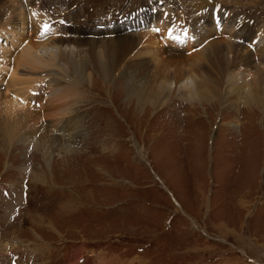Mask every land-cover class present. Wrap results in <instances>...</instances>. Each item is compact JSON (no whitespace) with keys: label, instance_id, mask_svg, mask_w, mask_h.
I'll list each match as a JSON object with an SVG mask.
<instances>
[{"label":"rangeland","instance_id":"374dc122","mask_svg":"<svg viewBox=\"0 0 264 264\" xmlns=\"http://www.w3.org/2000/svg\"><path fill=\"white\" fill-rule=\"evenodd\" d=\"M64 1L60 12L24 1L22 40L65 38L34 55L54 72L43 93H64L69 105L49 132L42 118L32 124L33 137L10 134L0 115V264H264V101L237 95L238 86L248 91L253 69L232 70L244 52L227 54L228 70L213 59L188 61L207 43L210 23L222 31L214 8L226 30L234 12L257 28L264 0H211L193 17V0ZM10 4L0 0L2 24ZM152 32L162 45L152 49L171 51L170 62L146 49ZM11 36L0 31V53L15 67L20 45ZM169 63L182 64L184 80L172 78L170 92L154 99L142 95L159 91L157 74Z\"/></svg>","mask_w":264,"mask_h":264},{"label":"bare ground","instance_id":"6f19581e","mask_svg":"<svg viewBox=\"0 0 264 264\" xmlns=\"http://www.w3.org/2000/svg\"><path fill=\"white\" fill-rule=\"evenodd\" d=\"M11 4L10 6L5 5V10L6 9H10L11 10V16L6 20L5 23H0V31L2 33H6V34H11L13 37V39H10L12 42V45L15 46V44L20 45V49L19 53H18V59L16 62L15 67H11L9 62H8V56L7 54H3L0 53V86L5 85V90H3L2 94H0V115L3 117L4 119V123L6 124V126L8 127V129L10 128L11 131H9V133L11 134V132L13 134H17L16 132H18V129H21L22 131H27L26 133L29 137H33L35 133H37L36 129H33L34 126H32V124H36L37 120L42 118L44 123H41L42 130L44 131H48V129L55 127L56 125L59 126V124L62 123V119L64 118V115H66L64 112V108L67 107L69 105L68 103V98L64 93H62L61 95H55L56 93H49V95H47V87L43 86V90H46L44 93L41 89V85L42 83L45 84V82H47L46 78H49L51 76H53L54 72H51L50 70L48 71V67H45V62L43 61L44 59H41L39 56V58H37L34 55V52H36V50H38L39 46H48V45H52V44H56L60 41H63L65 38H57L56 39V32H53L51 34V36H49L47 38L46 41L39 43V36L36 35V37L33 35H31V38L29 39V42H25L27 40H22V37H25L26 32L29 30V26H28V20H30V14L27 11V5L25 4L24 1H26V3H30L31 5H34L33 2L35 3V0H10ZM44 1V0H43ZM61 1V2H60ZM78 1L81 0H68V3L70 4H74V3H78ZM95 1V0H94ZM121 1V0H120ZM211 0H193L191 2L190 7H188L189 9H187V11L190 10L189 15L191 17L194 16L195 12H202L205 13V10L208 9L207 7H205L203 4V2L205 3H210ZM223 1V0H222ZM225 1V0H224ZM241 1V0H240ZM66 1L64 0H45V4L43 5H47V8L49 11L53 10L56 12H60V4L65 3ZM84 2V1H83ZM96 2V1H95ZM116 2V0H115ZM226 2V1H225ZM235 2V1H234ZM85 3V2H84ZM121 3V2H120ZM233 3V1H232ZM7 4V2L5 3ZM100 4V3H99ZM123 4V3H122ZM211 4V3H210ZM37 5V4H36ZM42 5V6H43ZM112 5V4H111ZM118 5V4H117ZM116 5V6H117ZM206 5V4H205ZM221 5V4H220ZM223 5V4H222ZM82 6V5H81ZM141 6V5H140ZM219 6V5H218ZM38 7V5H37ZM67 7V6H66ZM79 7V6H78ZM103 7V6H102ZM101 7V8H102ZM139 7V6H138ZM149 7V6H147ZM164 8V7H163ZM211 8V7H209ZM224 8V6H223ZM73 9V8H72ZM153 9V8H152ZM156 11L158 10L155 7ZM186 9V8H185ZM216 11H212L211 13V17L216 16L215 20L218 21L220 24L216 26H220V31L221 33H219L218 28H214L213 26V22L210 23V26L207 29V33L204 36V42L207 41V43L202 46L200 48V52H196V53H192L191 58L188 61L195 59V60H199L201 58H204L205 60H216L218 62V64H220V66L222 68H224L225 70L227 69H231L232 65L234 64L232 63V61H229L226 59L227 54L232 53L234 54V56H236L237 54H239V56L244 52L243 57L246 58H240V61L238 59H235V64L234 69L235 68H239L242 67L241 65H243L244 67L248 66V67H252L253 70H251L252 74L251 76H253V79L250 80V83L248 85V91H240L241 88H244L245 86H247V84H244L242 86H238L237 88V95H242L243 99L245 102H257V101H264V69L263 71H261V69L258 67L259 64H255V59L253 54V50L256 51L258 55V57L260 56V60L262 62H264V46L263 47H258L260 39H262V37L264 38V31L262 32L261 30H264V24H262V22H258L259 24H262L261 26H258L257 23V28L256 27H251V24H248L249 22L245 21L243 19V17L240 18V16H235L236 12H232L231 10V14L233 13L232 17H229V23H231V29L230 30H226V25L222 24L223 20L218 19L217 16L222 17V13L221 9L220 12H218V7L214 8ZM34 10V9H33ZM47 10V11H48ZM101 13L106 16V17H110V13L108 10H103L100 9ZM173 11V9H172ZM176 11V10H175ZM210 11V10H209ZM33 12H35V14L37 13V10H34ZM79 12V11H78ZM77 12V13H78ZM177 12V11H176ZM3 13V12H2ZM9 13V12H7ZM81 13V12H80ZM178 13V12H177ZM131 14V13H130ZM201 14V13H200ZM199 14V15H200ZM210 15V14H209ZM59 17V16H58ZM84 17V16H83ZM176 17V15H175ZM172 17V18H175ZM185 17V15H184ZM210 17V18H211ZM0 18H2V16L0 15ZM5 15H4V19H5ZM33 18V17H32ZM43 18V17H42ZM47 18V17H46ZM66 18V17H65ZM71 18V17H69ZM129 18V17H128ZM150 18L152 19V23L150 26H154L153 23H156V18L152 15ZM177 18V17H176ZM182 18V17H181ZM187 18V16H186ZM195 18H197L195 16ZM39 19V18H37ZM48 19V18H47ZM180 19V17H179ZM36 20V19H34ZM43 20V19H42ZM50 20V19H49ZM72 20V19H71ZM155 20V21H154ZM177 20V19H175ZM182 20V19H181ZM243 20V21H242ZM33 21V20H32ZM173 21V20H172ZM180 21V20H179ZM183 21V20H182ZM212 21V20H211ZM226 21V20H225ZM44 22V21H43ZM59 22V21H57ZM56 22V23H57ZM33 23V22H32ZM74 23V22H72ZM228 23V22H227ZM172 24V23H171ZM248 24V25H247ZM179 25V24H178ZM209 25V24H208ZM215 25V24H214ZM229 25V24H228ZM74 26V25H73ZM174 26H171L170 28H173ZM37 28V27H36ZM234 28V29H233ZM31 29V28H30ZM176 29V28H175ZM178 29V26H177ZM233 29V30H232ZM246 30H249L246 32ZM253 30H255V32H253ZM53 30H49L48 32H51ZM172 31V30H171ZM178 31V30H177ZM18 34V39L15 40V36L13 35L14 33ZM150 33V32H149ZM163 33V32H162ZM179 33V32H178ZM246 33V35H244ZM250 33V34H249ZM147 34V33H146ZM153 35H151L149 38V44L147 46V50L152 51L154 53H156L157 55L162 56L163 58V62L164 63H168L170 62V57L176 56L174 55L171 51H167L165 49H158V50H153L152 47L154 46V42L155 44H159L158 46H160L162 48L161 42H160V37L156 36L155 32H152ZM165 35V34H164ZM167 35V34H166ZM165 35V36H166ZM28 37V36H27ZM146 37V36H145ZM170 37V36H169ZM234 37H237L236 40H234ZM87 38V37H86ZM92 38V37H91ZM121 38V37H120ZM166 38V37H165ZM171 38V37H170ZM174 38V37H173ZM26 39V38H25ZM179 39V38H178ZM70 40V39H68ZM82 40V39H81ZM92 40V39H91ZM141 40V39H140ZM145 40V39H144ZM176 40V39H175ZM89 41V40H88ZM154 41V42H153ZM170 41V40H169ZM27 43L26 45H23V43ZM69 42V41H68ZM74 42V41H73ZM143 42V40H142ZM179 42V41H178ZM75 43V42H74ZM140 44V43H139ZM163 44V43H162ZM258 44V45H257ZM145 45V44H144ZM199 44H196L195 47L197 48ZM257 45V47H256ZM99 46V45H98ZM189 46V45H188ZM89 47V46H88ZM103 47V46H102ZM199 47V46H198ZM256 47V48H255ZM116 48V47H115ZM185 48H190L191 51H193V46L192 47H185ZM255 48V49H254ZM98 49V48H97ZM110 49V48H109ZM184 49V48H183ZM113 50V49H112ZM122 50V49H121ZM211 50L208 54V51ZM111 51V50H110ZM65 52V51H64ZM64 52H61L60 58L62 61H66L65 59L63 60V56H64ZM38 53V51H37ZM84 54V53H83ZM105 54V53H104ZM236 54V55H235ZM256 54V55H257ZM73 55V54H72ZM191 55V54H190ZM189 55V56H190ZM154 56V55H152ZM187 56V55H186ZM17 57V56H16ZM71 57V56H69ZM124 57V56H123ZM211 57V58H210ZM257 57V58H258ZM57 58V57H56ZM239 58V57H238ZM124 59V58H123ZM258 59V60H259ZM78 60V59H77ZM259 60V61H260ZM13 61V60H12ZM48 61V60H47ZM51 63L55 64L54 62H52V60H50ZM55 61V59H54ZM93 61V60H92ZM97 61V60H96ZM187 61V60H186ZM14 62V63H15ZM95 62V61H94ZM159 62V61H158ZM185 62V61H184ZM183 62V65H184ZM261 62V63H262ZM50 63V64H51ZM67 63V62H66ZM69 63V62H68ZM72 63V62H71ZM70 63V64H71ZM92 63V62H91ZM176 63V62H175ZM178 63V62H177ZM193 63V62H192ZM207 64V61L205 62ZM48 64V62H47ZM53 64L51 65V67L53 66ZM85 64V63H84ZM188 64V63H187ZM199 64V63H198ZM196 64V65H198ZM263 64V63H262ZM78 65V64H77ZM161 65V64H160ZM159 65V66H160ZM164 65V64H163ZM182 65V64H181ZM181 65H174L171 63H169L168 65H166L164 67V69L160 72V74H157L159 76H157L156 78L159 80L160 82V87L158 88L159 91L157 92H152V90L146 89L147 91L145 92H141L142 95L150 97V98H155L158 97L159 95H164L165 92H170V89L168 87L169 83L168 81H170L172 78H176L179 81L184 80V78L186 77V73L184 68L181 67ZM195 65V64H194ZM194 65H190V69L194 70L195 68H193ZM231 65V68H230ZM74 66V64H73ZM83 66V65H82ZM118 66V65H117ZM140 66V65H139ZM138 66V67H139ZM155 66V65H154ZM189 66V64H188ZM204 66V65H203ZM81 67V66H79ZM77 67V68H79ZM84 67V66H83ZM161 67V66H160ZM174 67V68H172ZM187 67V66H186ZM192 67V68H191ZM50 68V67H49ZM85 68V67H84ZM203 68V67H201ZM83 69V68H82ZM161 69V68H160ZM187 69V68H186ZM189 69V70H190ZM250 69V68H249ZM139 70V69H138ZM238 70V69H237ZM53 71V70H52ZM86 71V70H85ZM201 71V70H200ZM51 72V73H49ZM69 72V71H68ZM172 72H174L175 74H173ZM105 73V72H104ZM156 73V72H155ZM231 73V72H230ZM233 73V72H232ZM56 74V73H55ZM202 74V73H201ZM248 74V73H247ZM182 76V77H181ZM84 77V76H83ZM54 78V77H53ZM58 78V77H57ZM3 79H6V83L2 82ZM51 80V79H50ZM69 80V79H67ZM66 80V81H67ZM136 80V79H135ZM188 80V79H187ZM60 81V80H59ZM70 81V80H69ZM61 82V81H60ZM249 82V81H248ZM77 83V82H76ZM168 83V84H167ZM182 83V82H181ZM219 83V82H218ZM65 84V83H64ZM68 84V81H67ZM186 84V83H185ZM196 84V83H195ZM52 85V83H51ZM70 85V83H69ZM145 85V84H143ZM148 85V84H147ZM183 85V84H182ZM66 86V85H65ZM68 86V85H67ZM170 86V85H169ZM184 90L187 89V91L191 92L189 89L190 87L188 86H184ZM193 87V86H192ZM234 87V85L232 86ZM236 87V85H235ZM144 88V87H143ZM198 88V87H196ZM138 89V88H137ZM199 89V88H198ZM205 89V87H204ZM245 89V88H244ZM69 90V89H68ZM73 90V89H72ZM43 93L46 95L45 99L44 95L38 96V94ZM71 91V90H70ZM195 91V90H194ZM200 92V96L201 95H205V93L203 92V88H200L199 90ZM193 95V94H192ZM195 95V94H194ZM193 95V96H194ZM197 95V94H196ZM207 95V94H206ZM184 96V95H183ZM186 96V95H185ZM198 96V95H197ZM233 96V95H232ZM143 98V97H142ZM235 98V97H234ZM233 98V99H234ZM239 98V97H238ZM143 100V99H142ZM144 101V100H143ZM146 101V99H145ZM234 101V100H233ZM156 102V101H155ZM38 107L35 108V105H38ZM251 104V103H250ZM257 105V104H256ZM69 113V112H67ZM57 117V119L53 120V121H48L47 117ZM52 118V117H51ZM54 119V118H53ZM71 119V118H70ZM69 119V120H70ZM12 120H14L12 122ZM36 122V123H35ZM46 122V124H45ZM51 122V123H49ZM75 122V121H74ZM49 123V125H48ZM39 124V123H37ZM36 124V125H37ZM32 127H31V126ZM77 126V125H76ZM32 128V130H31ZM60 128V127H59ZM66 128V127H65ZM1 129V128H0ZM17 129V130H16ZM71 129V128H70ZM69 129V130H70ZM4 130V129H3ZM2 130V131H3ZM73 131V130H72ZM7 131H5L6 133ZM24 132V133H25ZM49 132V131H48ZM4 133V131H3ZM2 133V134H3ZM1 134V135H2ZM20 134V131H19ZM23 135V134H22ZM51 135V134H50ZM24 136V135H23ZM23 136H21L23 138ZM45 136V135H44ZM5 137V136H4ZM15 137V136H14ZM17 137V136H16ZM6 138V137H5ZM4 138V139H5ZM10 138V137H8ZM21 138V139H22ZM46 138V136H45ZM25 140V139H24ZM41 141L44 139H40ZM30 141V140H29ZM55 142V141H54ZM8 143V142H5ZM27 143V141H26ZM52 145V144H51Z\"/></svg>","mask_w":264,"mask_h":264},{"label":"snow or ice","instance_id":"6c2138e0","mask_svg":"<svg viewBox=\"0 0 264 264\" xmlns=\"http://www.w3.org/2000/svg\"><path fill=\"white\" fill-rule=\"evenodd\" d=\"M45 29H46V30H49L47 25H45Z\"/></svg>","mask_w":264,"mask_h":264}]
</instances>
